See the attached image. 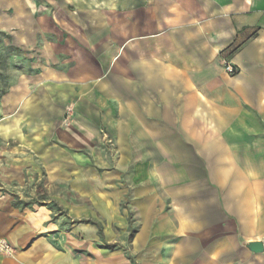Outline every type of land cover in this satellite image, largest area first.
<instances>
[{
    "label": "crops",
    "instance_id": "1",
    "mask_svg": "<svg viewBox=\"0 0 264 264\" xmlns=\"http://www.w3.org/2000/svg\"><path fill=\"white\" fill-rule=\"evenodd\" d=\"M0 32V264H264V0H0Z\"/></svg>",
    "mask_w": 264,
    "mask_h": 264
},
{
    "label": "trees",
    "instance_id": "2",
    "mask_svg": "<svg viewBox=\"0 0 264 264\" xmlns=\"http://www.w3.org/2000/svg\"><path fill=\"white\" fill-rule=\"evenodd\" d=\"M20 53V49L12 44V38L0 32V96L8 88L10 71L17 67L14 57L18 58Z\"/></svg>",
    "mask_w": 264,
    "mask_h": 264
},
{
    "label": "built area",
    "instance_id": "3",
    "mask_svg": "<svg viewBox=\"0 0 264 264\" xmlns=\"http://www.w3.org/2000/svg\"><path fill=\"white\" fill-rule=\"evenodd\" d=\"M222 66L226 73L230 75L235 74L236 70L229 62L224 60L222 62ZM0 253L4 255H12L14 253V250L6 240H0Z\"/></svg>",
    "mask_w": 264,
    "mask_h": 264
},
{
    "label": "water",
    "instance_id": "4",
    "mask_svg": "<svg viewBox=\"0 0 264 264\" xmlns=\"http://www.w3.org/2000/svg\"><path fill=\"white\" fill-rule=\"evenodd\" d=\"M246 248L254 254H261L264 252V246L262 242L248 243Z\"/></svg>",
    "mask_w": 264,
    "mask_h": 264
}]
</instances>
